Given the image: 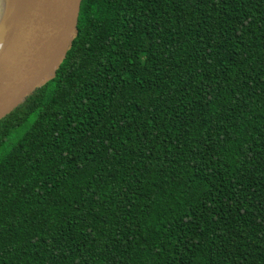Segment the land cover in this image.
<instances>
[{
	"label": "trees",
	"instance_id": "1",
	"mask_svg": "<svg viewBox=\"0 0 264 264\" xmlns=\"http://www.w3.org/2000/svg\"><path fill=\"white\" fill-rule=\"evenodd\" d=\"M0 264H264V0H82L0 119Z\"/></svg>",
	"mask_w": 264,
	"mask_h": 264
},
{
	"label": "water",
	"instance_id": "2",
	"mask_svg": "<svg viewBox=\"0 0 264 264\" xmlns=\"http://www.w3.org/2000/svg\"><path fill=\"white\" fill-rule=\"evenodd\" d=\"M82 0H0V119L54 75Z\"/></svg>",
	"mask_w": 264,
	"mask_h": 264
},
{
	"label": "rangeland",
	"instance_id": "3",
	"mask_svg": "<svg viewBox=\"0 0 264 264\" xmlns=\"http://www.w3.org/2000/svg\"><path fill=\"white\" fill-rule=\"evenodd\" d=\"M0 13H1V11H0ZM8 144H12V142L9 141Z\"/></svg>",
	"mask_w": 264,
	"mask_h": 264
}]
</instances>
